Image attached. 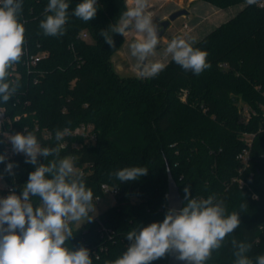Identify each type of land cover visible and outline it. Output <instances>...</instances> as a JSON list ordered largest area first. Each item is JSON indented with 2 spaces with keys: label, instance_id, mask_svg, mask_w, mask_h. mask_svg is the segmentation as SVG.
Here are the masks:
<instances>
[{
  "label": "trees",
  "instance_id": "16d2710c",
  "mask_svg": "<svg viewBox=\"0 0 264 264\" xmlns=\"http://www.w3.org/2000/svg\"><path fill=\"white\" fill-rule=\"evenodd\" d=\"M204 1L218 8L244 4L194 45L208 53L211 68L196 76L170 60L155 78L141 79L114 67L113 56L126 36L114 35L113 49L98 34L125 10L126 0H98L96 17L88 23L70 16L61 38L44 36L39 29L48 0H23V56L10 70L22 87L7 105L0 103L6 112L4 126L14 134L34 131L42 147L65 142L60 157H76L94 197L103 195V183L119 189L115 203L99 215L110 236L93 217L73 228V238L66 242L70 248H88L93 264L122 255L129 229L164 219L169 209L165 156L183 197L190 186L192 198L215 194L228 213L239 214L240 226L206 264H234L233 240L250 243L253 259L264 254V131L256 134L252 162L243 173L237 159L246 145L244 133L257 132L264 122V0L251 5L246 0ZM80 2L70 0L69 11ZM31 56L40 60L34 63ZM243 105L249 109L247 121ZM82 123L94 128L55 140L56 129L73 130ZM6 144H0V153H6ZM52 158L38 159L47 163ZM8 162L17 166L14 175L3 177L19 195L35 166L25 163L23 154ZM5 164H0V173ZM132 166H146L148 174L123 183L110 178ZM30 201L40 203L31 194ZM242 204L247 208L241 210ZM168 257L153 264H168Z\"/></svg>",
  "mask_w": 264,
  "mask_h": 264
},
{
  "label": "clouds",
  "instance_id": "9594fccd",
  "mask_svg": "<svg viewBox=\"0 0 264 264\" xmlns=\"http://www.w3.org/2000/svg\"><path fill=\"white\" fill-rule=\"evenodd\" d=\"M251 5L256 0H246ZM150 0H126L125 10L107 29L98 33L104 42L115 49L114 35L125 37L135 34L128 45L134 58L133 69L138 78H155L166 68L157 55L163 37L160 26L154 22ZM70 0H48L39 21L44 36L61 38L66 35L69 18L75 17L88 23L96 17L98 0H82L69 11ZM23 0H0V103L7 105L22 87L20 80L12 79L11 69L21 62L25 43V27L20 20ZM39 34V33H38ZM195 38H172L163 49V57L199 76L211 68L208 53L194 47ZM70 129L55 130V140L63 141ZM0 144L11 143L12 152L23 154L25 163L35 166L28 174L23 190L0 197V264H93L90 250L83 245L77 248L66 246L73 238L72 225L82 221L91 222L95 211L94 194L86 186L85 174L77 167L75 156L60 157L65 147H42L34 131L9 135L0 132ZM39 157H53L40 163ZM6 153H0V164H5ZM14 162L5 164L3 173L14 175ZM148 174L146 166L121 168L110 174L119 182L136 181ZM183 207H171L162 221L147 226L131 228L126 233L127 249L114 260L105 264H153L154 261L174 256L187 264H206L214 250L222 246L227 236L240 226L236 211L227 212L223 202H217L215 194L207 198H192L190 186L184 188ZM32 197L39 198L34 206ZM247 204L241 205V210ZM234 264H264V254L251 258L252 245L232 241ZM96 259H99L97 256Z\"/></svg>",
  "mask_w": 264,
  "mask_h": 264
},
{
  "label": "rangeland",
  "instance_id": "374dc122",
  "mask_svg": "<svg viewBox=\"0 0 264 264\" xmlns=\"http://www.w3.org/2000/svg\"><path fill=\"white\" fill-rule=\"evenodd\" d=\"M150 2L153 5L151 11L155 17L154 22L158 24L162 20L168 18L175 10L185 8L189 11L188 14L181 15L171 22L169 28L162 35L163 40L158 46L157 55L150 58L152 60H159L165 64H167L171 58L165 59L163 57V49L172 38L180 36L188 39L189 37H193L196 41H199L215 27L236 15L240 9L244 7V4L240 3L226 8H218L204 0H150ZM185 24L188 25L187 28H185ZM135 38V34L133 33L126 35L125 43L113 56V64L117 70L124 64L125 71L136 75L133 69L135 60L131 57L128 47ZM244 107L247 108L246 105ZM244 107L242 109L243 117H245ZM8 189V183L3 177L0 179V197H5L13 192ZM114 203L115 197L111 193H106L103 198H101L100 204L95 205V211L90 213V215L96 217ZM86 222L87 220H84L79 225L74 224L72 227H80Z\"/></svg>",
  "mask_w": 264,
  "mask_h": 264
},
{
  "label": "built area",
  "instance_id": "2783aa9c",
  "mask_svg": "<svg viewBox=\"0 0 264 264\" xmlns=\"http://www.w3.org/2000/svg\"><path fill=\"white\" fill-rule=\"evenodd\" d=\"M188 25L185 24V28H187ZM83 37L84 38H87V34L84 33L83 34ZM31 60L36 63L40 60V56H31ZM126 69H124L123 71H125ZM123 71H120V72H123ZM245 117H244V121H247L250 119V113H249V109L245 107ZM21 118V116H17L15 119L16 120H19ZM5 119H6V112H5V109L3 107L0 106V132H7L9 135L11 134H14L13 131H11L9 128H6L4 126L5 124ZM94 127L91 125V124H85V123H82V124H79L77 125L73 130L70 129V133L73 134V136H77V135H84V134H88L91 132V130L93 129ZM69 129V128H68ZM261 131H264V122L261 124L260 128L258 129L257 132H245L244 133V140L246 142V145L243 147V149L237 154V159L240 160L241 162V167L239 169V172L240 173H243L251 164L252 162V145H253V140L256 136V134L258 132H261ZM48 136H51V134H47ZM92 136H94L92 134ZM2 136H0L1 138ZM65 146H66V143L65 142H62ZM75 146H78L77 144H75ZM6 155H7V160H9V158L15 156V153L12 152V147H11V143L10 142H7L6 144ZM252 175L251 174V177L252 178ZM239 183L241 185H244L245 184V181L243 180V178H239L238 179ZM10 191H13L15 192V189L13 186H9V189ZM101 190L103 192V195H98V196H95L94 197V200H93V203L94 205H99L100 204V201H101V198H103V196L106 194V193H111L114 197H115V201H116V196L117 194L119 193V189L117 187H114L112 185H110L109 183H103L101 185ZM100 215V214H99ZM98 216L97 217V220L99 222V225L101 226V228L103 229V232L107 235L110 234V230L103 224L101 218ZM110 236V235H109Z\"/></svg>",
  "mask_w": 264,
  "mask_h": 264
},
{
  "label": "water",
  "instance_id": "95a60500",
  "mask_svg": "<svg viewBox=\"0 0 264 264\" xmlns=\"http://www.w3.org/2000/svg\"><path fill=\"white\" fill-rule=\"evenodd\" d=\"M189 11L185 8H181L178 10L173 11L168 18L162 20L159 23L160 26V33L159 35L162 36L166 30L169 28V26L171 25V22L174 21L175 19H177L179 16L181 15H185L188 14ZM166 159V163H167V172H168V208L171 207H183V195L180 191V187L177 183V181L175 180L172 170H171V166L170 163L167 159V157L165 156ZM168 264H187V262H182V261H178L174 258V256L169 255L168 257Z\"/></svg>",
  "mask_w": 264,
  "mask_h": 264
},
{
  "label": "crops",
  "instance_id": "0c3cea01",
  "mask_svg": "<svg viewBox=\"0 0 264 264\" xmlns=\"http://www.w3.org/2000/svg\"><path fill=\"white\" fill-rule=\"evenodd\" d=\"M119 71H123L124 70V64L121 65L119 68H118Z\"/></svg>",
  "mask_w": 264,
  "mask_h": 264
}]
</instances>
